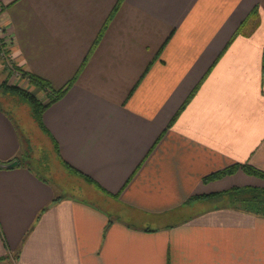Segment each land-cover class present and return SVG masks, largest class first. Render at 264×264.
I'll use <instances>...</instances> for the list:
<instances>
[{
	"label": "crops",
	"instance_id": "0c3cea01",
	"mask_svg": "<svg viewBox=\"0 0 264 264\" xmlns=\"http://www.w3.org/2000/svg\"><path fill=\"white\" fill-rule=\"evenodd\" d=\"M0 6L13 66L53 90L73 82L42 124L105 196L39 175L0 103V264H264V213L222 204L264 189L242 169L264 171V0Z\"/></svg>",
	"mask_w": 264,
	"mask_h": 264
},
{
	"label": "rangeland",
	"instance_id": "374dc122",
	"mask_svg": "<svg viewBox=\"0 0 264 264\" xmlns=\"http://www.w3.org/2000/svg\"><path fill=\"white\" fill-rule=\"evenodd\" d=\"M1 13L2 7L0 6V62L5 68V79L9 81L10 85L16 84V86L20 85L19 87L26 81L30 84L29 78L23 76L9 59L11 41L3 25ZM3 83L4 81L0 85ZM41 101L45 102V100ZM0 103L11 111L14 118L17 119L24 137V160L26 163L35 168L39 175L62 188L66 196L100 200L101 202L105 200L104 194L94 187L91 182L67 169L66 165L60 160L53 141L33 118L27 103L16 96L4 93L2 88H0ZM228 195L229 198L222 202L223 205H235L248 211L264 213V189L242 188L234 194L231 191ZM216 203L220 204V202L215 201L214 204ZM211 204L210 206H212Z\"/></svg>",
	"mask_w": 264,
	"mask_h": 264
},
{
	"label": "trees",
	"instance_id": "16d2710c",
	"mask_svg": "<svg viewBox=\"0 0 264 264\" xmlns=\"http://www.w3.org/2000/svg\"><path fill=\"white\" fill-rule=\"evenodd\" d=\"M256 14V10L253 11V16ZM23 76L28 77L29 78V82L33 87L39 88L40 90H43L45 92L48 93V98L45 102H42L40 99H38L35 95H33L29 90L27 89H23L19 86H13V85H8L6 83V81L0 85V88H2L3 92L9 95H13L18 97L19 99H21L22 101H24L25 103H27L30 107L31 113L33 118H35V120L38 122V124L40 125L41 128L44 129L43 124H42V114L43 112L54 102H56L57 100L61 99L63 97V95L66 93V91L68 90V88L72 85V81L68 82L63 88L59 89V90H53L51 88L50 83L37 76L34 74H27L21 70H19ZM54 143V142H53ZM55 147H56V151L58 154V147L57 145L54 143ZM59 156V154H58ZM61 160V159H60ZM63 162V161H62ZM64 163V162H63ZM67 167V169L71 170L73 173H76L80 176H82L84 179H86L87 181L91 182L92 184L95 185V183L93 181H91V179H89L86 176L81 175L80 173H78L77 171H75L71 166H69L68 164L64 163ZM237 169V167H231L223 172L217 173L215 174L213 177L215 178H220L222 176H225L227 174H232L235 172V170ZM242 169L245 173L249 174V175H253L259 178H264V171H260L258 169H255L254 167L248 166V165H244L242 166ZM98 188V185H95ZM99 189V188H98ZM238 188H234L232 189V193H236V191H238ZM231 192V191H230ZM230 192H227L230 194ZM216 198L222 197L223 194H215L213 195ZM257 212V211H255ZM258 213V212H257Z\"/></svg>",
	"mask_w": 264,
	"mask_h": 264
},
{
	"label": "water",
	"instance_id": "95a60500",
	"mask_svg": "<svg viewBox=\"0 0 264 264\" xmlns=\"http://www.w3.org/2000/svg\"><path fill=\"white\" fill-rule=\"evenodd\" d=\"M17 164V162H14L13 165Z\"/></svg>",
	"mask_w": 264,
	"mask_h": 264
},
{
	"label": "built area",
	"instance_id": "2783aa9c",
	"mask_svg": "<svg viewBox=\"0 0 264 264\" xmlns=\"http://www.w3.org/2000/svg\"><path fill=\"white\" fill-rule=\"evenodd\" d=\"M0 31H1V27H0Z\"/></svg>",
	"mask_w": 264,
	"mask_h": 264
}]
</instances>
